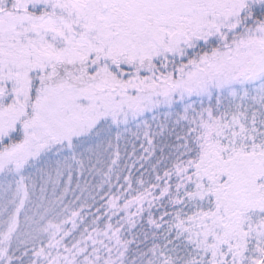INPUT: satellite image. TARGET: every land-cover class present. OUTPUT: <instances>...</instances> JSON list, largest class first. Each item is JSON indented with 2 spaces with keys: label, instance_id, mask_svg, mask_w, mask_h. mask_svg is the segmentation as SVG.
<instances>
[{
  "label": "snow or ice",
  "instance_id": "1",
  "mask_svg": "<svg viewBox=\"0 0 264 264\" xmlns=\"http://www.w3.org/2000/svg\"><path fill=\"white\" fill-rule=\"evenodd\" d=\"M0 264H264V0H0Z\"/></svg>",
  "mask_w": 264,
  "mask_h": 264
}]
</instances>
